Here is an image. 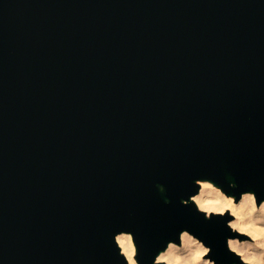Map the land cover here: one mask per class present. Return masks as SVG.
Instances as JSON below:
<instances>
[{"label": "water", "instance_id": "95a60500", "mask_svg": "<svg viewBox=\"0 0 264 264\" xmlns=\"http://www.w3.org/2000/svg\"><path fill=\"white\" fill-rule=\"evenodd\" d=\"M203 174L264 197V0H0V264H121V229L151 264L183 226L229 257Z\"/></svg>", "mask_w": 264, "mask_h": 264}, {"label": "clouds", "instance_id": "9594fccd", "mask_svg": "<svg viewBox=\"0 0 264 264\" xmlns=\"http://www.w3.org/2000/svg\"><path fill=\"white\" fill-rule=\"evenodd\" d=\"M195 185L198 188L181 202L193 204L204 219H212L215 214L225 220L229 230L226 251L232 255L214 254L212 242L198 230L183 226L157 247L154 256L149 257L151 264H264V197L252 187H238L236 180L226 187L211 174L197 176ZM158 187L163 190L165 186ZM166 202L171 203L170 198ZM114 244L123 257L121 264H146L134 230L115 231Z\"/></svg>", "mask_w": 264, "mask_h": 264}, {"label": "rangeland", "instance_id": "374dc122", "mask_svg": "<svg viewBox=\"0 0 264 264\" xmlns=\"http://www.w3.org/2000/svg\"><path fill=\"white\" fill-rule=\"evenodd\" d=\"M243 238H246V237H243V236H242V239H243Z\"/></svg>", "mask_w": 264, "mask_h": 264}]
</instances>
